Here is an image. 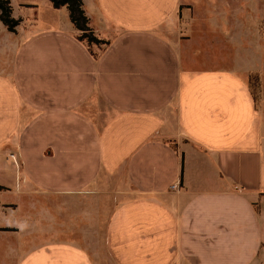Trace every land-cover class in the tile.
<instances>
[{"label":"crops","instance_id":"1","mask_svg":"<svg viewBox=\"0 0 264 264\" xmlns=\"http://www.w3.org/2000/svg\"><path fill=\"white\" fill-rule=\"evenodd\" d=\"M32 2L14 32L0 21V184L114 199L109 264H264L263 85L183 61L178 0H82L100 46ZM18 264L99 263L47 242Z\"/></svg>","mask_w":264,"mask_h":264},{"label":"rangeland","instance_id":"2","mask_svg":"<svg viewBox=\"0 0 264 264\" xmlns=\"http://www.w3.org/2000/svg\"><path fill=\"white\" fill-rule=\"evenodd\" d=\"M21 3L36 2L11 0L16 17L30 14ZM164 27L186 64L239 71L258 99L264 88V0H178ZM10 155L5 160L15 164ZM0 186V264H18L47 242L75 243L92 260L109 264L106 230L114 199L98 192L45 193L17 175Z\"/></svg>","mask_w":264,"mask_h":264},{"label":"trees","instance_id":"3","mask_svg":"<svg viewBox=\"0 0 264 264\" xmlns=\"http://www.w3.org/2000/svg\"><path fill=\"white\" fill-rule=\"evenodd\" d=\"M55 8L66 6L69 17L76 28L81 32L80 39H86L88 44L102 43L103 40L98 39L92 29L88 25V18L82 7V0H49ZM0 21L4 24L8 31L14 32L20 20L12 16V6L10 0H0ZM2 187L0 186V190Z\"/></svg>","mask_w":264,"mask_h":264},{"label":"built area","instance_id":"4","mask_svg":"<svg viewBox=\"0 0 264 264\" xmlns=\"http://www.w3.org/2000/svg\"><path fill=\"white\" fill-rule=\"evenodd\" d=\"M10 156H11V155H10ZM11 157L15 159V156H14V155H12ZM171 188L176 190V189H178V185H177V184H173V185L171 186Z\"/></svg>","mask_w":264,"mask_h":264}]
</instances>
